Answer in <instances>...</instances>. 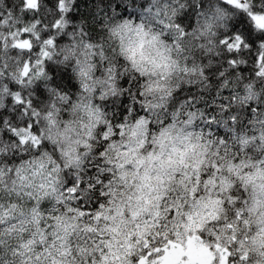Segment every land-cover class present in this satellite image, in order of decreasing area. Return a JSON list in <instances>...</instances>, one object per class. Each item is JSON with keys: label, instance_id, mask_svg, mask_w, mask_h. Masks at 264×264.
<instances>
[{"label": "clouds", "instance_id": "clouds-1", "mask_svg": "<svg viewBox=\"0 0 264 264\" xmlns=\"http://www.w3.org/2000/svg\"><path fill=\"white\" fill-rule=\"evenodd\" d=\"M0 264H264V0H0Z\"/></svg>", "mask_w": 264, "mask_h": 264}]
</instances>
